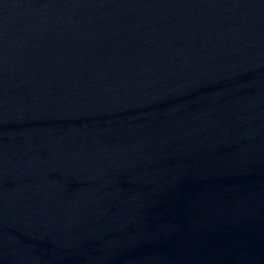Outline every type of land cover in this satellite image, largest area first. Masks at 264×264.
I'll return each instance as SVG.
<instances>
[{
    "label": "water",
    "instance_id": "water-1",
    "mask_svg": "<svg viewBox=\"0 0 264 264\" xmlns=\"http://www.w3.org/2000/svg\"><path fill=\"white\" fill-rule=\"evenodd\" d=\"M0 264H264V0H0Z\"/></svg>",
    "mask_w": 264,
    "mask_h": 264
}]
</instances>
